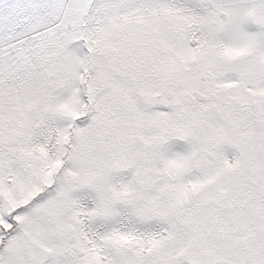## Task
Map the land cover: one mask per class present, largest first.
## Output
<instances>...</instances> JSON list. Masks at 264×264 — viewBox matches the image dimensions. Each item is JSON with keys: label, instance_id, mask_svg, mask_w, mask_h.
Masks as SVG:
<instances>
[{"label": "snow or ice", "instance_id": "1", "mask_svg": "<svg viewBox=\"0 0 264 264\" xmlns=\"http://www.w3.org/2000/svg\"><path fill=\"white\" fill-rule=\"evenodd\" d=\"M0 264H264V0H0Z\"/></svg>", "mask_w": 264, "mask_h": 264}]
</instances>
